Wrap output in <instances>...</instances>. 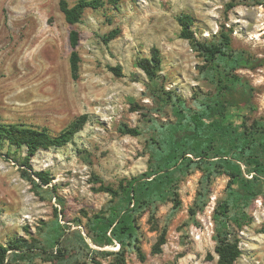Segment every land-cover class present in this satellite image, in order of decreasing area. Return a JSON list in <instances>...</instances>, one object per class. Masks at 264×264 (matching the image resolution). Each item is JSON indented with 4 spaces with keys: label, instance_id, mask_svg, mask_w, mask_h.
<instances>
[{
    "label": "rangeland",
    "instance_id": "1",
    "mask_svg": "<svg viewBox=\"0 0 264 264\" xmlns=\"http://www.w3.org/2000/svg\"><path fill=\"white\" fill-rule=\"evenodd\" d=\"M67 1L73 5L78 0ZM230 2L236 5L228 7ZM181 13L194 18L191 29L198 40L214 41L221 30H230L236 51L261 60L255 68L236 71L246 83L251 106L243 117L234 112L232 119L264 118V0H121L118 8L86 9L76 24L66 21L60 0H0V121L58 133L79 115H89L69 143L42 149L32 158L34 170L50 172L49 185L23 177L26 148L0 154L1 243L20 236L45 241L46 230L59 219L66 230L62 246L75 264L116 263L109 252L120 245L98 246L86 228L89 218L108 212L111 205L112 196L99 186L117 188L123 178L146 171L153 124L177 120L171 104L148 88L150 80L136 60L159 48L158 86L176 92L189 106L195 107L198 95L216 92L202 72L203 56L180 36ZM115 28L121 30L119 36L106 43L103 36ZM72 29L81 36L78 79L72 77L69 61ZM116 65L122 66L123 76L108 68ZM125 125L142 133L126 134ZM201 177L194 169L181 178L180 207L168 200L137 214V244L145 259L129 246L125 264H217L213 214L227 197L230 178L223 174L211 180L205 205L193 216ZM248 212L251 220L239 231L242 254L235 264H264V190ZM162 232L166 243L154 253ZM32 264L51 262L37 257Z\"/></svg>",
    "mask_w": 264,
    "mask_h": 264
},
{
    "label": "trees",
    "instance_id": "2",
    "mask_svg": "<svg viewBox=\"0 0 264 264\" xmlns=\"http://www.w3.org/2000/svg\"><path fill=\"white\" fill-rule=\"evenodd\" d=\"M120 2L78 0L70 5L67 0H60V9L69 24H76L82 20L86 9L118 8ZM235 5V2H230L228 7ZM177 20L182 27L180 36L188 39L203 56L202 72L214 82L216 92L198 95L195 107L189 106L176 92L158 86L157 78L163 62L159 48L153 47L150 57L136 60L135 65L150 80L148 88L158 93L164 103L171 104L177 120L166 125L153 124L155 133L149 141L150 157L146 171L123 178L117 188L104 183L99 186L100 191L112 196L111 205L108 212L89 218L86 228L96 245H120L118 251L109 252L115 255V264H125V251L129 246L136 248L139 256L145 259L137 244L140 234L137 214L168 200L174 202L175 208L180 207L179 182L194 169L200 170L202 177L195 205L190 209L193 216L204 207L211 180L223 174L230 178L227 197L218 203L213 214L214 240L217 264H235L242 254L239 231L251 220L248 208L264 190V118L252 121L243 118L241 122L232 119L234 112L243 117L245 108L251 106L246 98L249 95L246 83L236 71L242 67L255 68L261 65V60L236 51L230 30H221L214 41H201L191 29L194 18L190 14L181 13ZM120 32L115 28L105 34L103 40L109 43ZM80 40V31L72 29L69 34L72 47L69 61L74 79L80 77ZM108 68L118 77L124 75L121 65ZM240 88H244L243 91ZM88 120V114L79 115L58 133L47 127L0 121V154L4 150L9 155L26 148L22 163L27 169H23V177L33 182H36V177L43 185H49L52 181L50 172L34 170L32 158L42 149L69 143ZM122 131L135 136L142 133L140 128L127 125ZM249 173L254 174L248 177L246 174ZM65 233L64 226L56 219L46 230L45 241L20 236L7 244L0 242V264H32L37 257L51 264H75L76 259L62 246ZM84 243L88 246L85 240ZM165 243L166 235L162 232L153 252H162ZM55 247L57 254H54ZM93 262L103 264L101 261Z\"/></svg>",
    "mask_w": 264,
    "mask_h": 264
}]
</instances>
